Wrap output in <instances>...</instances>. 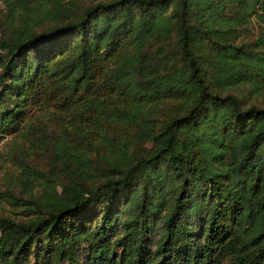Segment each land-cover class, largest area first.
<instances>
[{
  "label": "trees",
  "instance_id": "trees-1",
  "mask_svg": "<svg viewBox=\"0 0 264 264\" xmlns=\"http://www.w3.org/2000/svg\"><path fill=\"white\" fill-rule=\"evenodd\" d=\"M5 1L0 264H264V0Z\"/></svg>",
  "mask_w": 264,
  "mask_h": 264
},
{
  "label": "rangeland",
  "instance_id": "rangeland-1",
  "mask_svg": "<svg viewBox=\"0 0 264 264\" xmlns=\"http://www.w3.org/2000/svg\"><path fill=\"white\" fill-rule=\"evenodd\" d=\"M6 9V1L0 0V18ZM44 117L36 118L34 122V134H38L37 125L39 123L47 124L48 121L43 120ZM43 127V126H42ZM44 133H47L45 131ZM20 143V145H18ZM22 151V157L35 169L46 170L51 166L54 159L53 152L45 150L36 153L34 147L29 143H23L20 136H6L0 140V190L12 188L14 192L24 193V188L19 184V164L12 160V156H17ZM35 182L34 176L30 175Z\"/></svg>",
  "mask_w": 264,
  "mask_h": 264
}]
</instances>
